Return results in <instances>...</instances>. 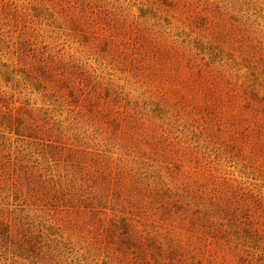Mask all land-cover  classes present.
<instances>
[{
    "label": "rangeland",
    "instance_id": "obj_1",
    "mask_svg": "<svg viewBox=\"0 0 264 264\" xmlns=\"http://www.w3.org/2000/svg\"><path fill=\"white\" fill-rule=\"evenodd\" d=\"M0 264H264V0H0Z\"/></svg>",
    "mask_w": 264,
    "mask_h": 264
}]
</instances>
